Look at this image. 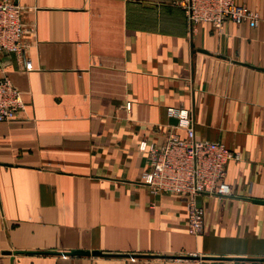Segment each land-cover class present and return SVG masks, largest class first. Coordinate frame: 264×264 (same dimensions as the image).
Segmentation results:
<instances>
[{"label": "crops", "instance_id": "0c3cea01", "mask_svg": "<svg viewBox=\"0 0 264 264\" xmlns=\"http://www.w3.org/2000/svg\"><path fill=\"white\" fill-rule=\"evenodd\" d=\"M13 2L31 69L0 56L24 102L0 122V264H264V0H237L255 27L220 29L182 0ZM168 108L240 156L230 195L198 197L197 235L183 198L139 183L140 142L185 136Z\"/></svg>", "mask_w": 264, "mask_h": 264}, {"label": "built area", "instance_id": "2783aa9c", "mask_svg": "<svg viewBox=\"0 0 264 264\" xmlns=\"http://www.w3.org/2000/svg\"><path fill=\"white\" fill-rule=\"evenodd\" d=\"M182 7L190 24L205 22L215 29H220L227 20L250 27L257 25L256 13L237 0H182ZM28 30L21 18V7L13 0H0V56L12 54L30 70L31 62L24 56L23 43ZM23 110L21 93L1 75L0 122L16 119ZM167 116L177 119L172 127L184 130L185 136L169 133L161 145L140 142L138 148L147 154L148 167L141 173L139 183L153 195L166 193L183 198L187 206V232L197 235L204 222L197 198L230 195V186L225 181L226 166L231 161L238 162L240 156L222 142L197 139L190 110L168 108Z\"/></svg>", "mask_w": 264, "mask_h": 264}, {"label": "water", "instance_id": "95a60500", "mask_svg": "<svg viewBox=\"0 0 264 264\" xmlns=\"http://www.w3.org/2000/svg\"><path fill=\"white\" fill-rule=\"evenodd\" d=\"M169 123L172 125H176L177 119L170 117ZM255 202L260 203V204H264V201L256 200ZM62 254H65V255H101V252H99V251H87V250H70V251L62 253Z\"/></svg>", "mask_w": 264, "mask_h": 264}]
</instances>
